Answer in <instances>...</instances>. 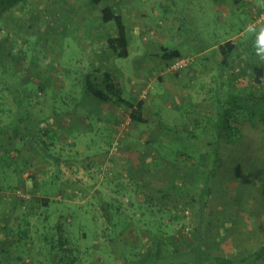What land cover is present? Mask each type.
<instances>
[{"label": "rangeland", "instance_id": "374dc122", "mask_svg": "<svg viewBox=\"0 0 264 264\" xmlns=\"http://www.w3.org/2000/svg\"><path fill=\"white\" fill-rule=\"evenodd\" d=\"M104 6L123 17L126 58L106 47ZM1 16L0 189L50 202L22 209L1 196L0 264H121L159 237L189 244L194 231L214 254L236 256L264 241V77L255 84L252 71L264 69L256 54L264 0H28ZM226 41L235 50L223 67L216 49ZM175 51L190 59L177 86L190 104L176 105L157 75L164 52ZM197 55L207 64L195 65ZM103 71L125 98L143 101L145 122L83 91L85 74L100 81ZM218 95L240 98L252 114L205 175ZM204 183L210 194L200 208ZM3 208L14 215L3 217Z\"/></svg>", "mask_w": 264, "mask_h": 264}, {"label": "trees", "instance_id": "16d2710c", "mask_svg": "<svg viewBox=\"0 0 264 264\" xmlns=\"http://www.w3.org/2000/svg\"><path fill=\"white\" fill-rule=\"evenodd\" d=\"M90 1L95 5L100 0ZM27 3L28 0H0V19L2 18V13H4L6 9L11 10V8L17 4L23 7L26 6ZM100 20L102 23L112 27V33L108 35L105 42L108 51L113 57L126 58L129 54L128 31L122 15L111 6H104L100 10ZM234 50L235 46L231 41H226L217 46L216 53L221 58L220 63L223 67H228L230 65ZM162 51H164L163 48ZM177 57L176 51L174 54H171V52H164L163 56L164 59L171 60L170 63L177 59ZM252 71L254 75L253 82L255 84H261L264 77L263 67L261 65H254ZM39 89H42V87L39 86ZM82 89L100 102L125 107L130 111L129 116L132 122L146 121L142 116L143 101L125 98L123 89L119 86L117 80L110 72L103 71L100 81L96 80L91 73H86L84 82L82 83ZM251 114L252 112L244 110L240 98L229 95L224 99L218 95L215 115L212 120L209 121L211 124H209V133L214 139V141L210 143L213 153V167L210 168L205 175H210V173L215 172L214 169L216 167L220 166L222 159L220 158L219 152L223 144H231L242 137L241 129L244 120L251 118ZM259 117L264 123V113L261 112ZM12 191L15 192V190ZM0 192V201H2L1 196H3L5 192L1 189ZM207 194H210V186L204 183L203 188H201L199 192V199L197 200L200 203V208H203L205 200L209 197ZM34 200H40L44 205L50 202L47 198L40 199L34 196V198L30 197L27 201H19L18 207L25 209L29 207ZM170 221H172V219H170ZM165 225L168 226L166 223ZM192 234V239L189 240V244H185L184 246L178 242L176 244L171 242L174 246H166V242L163 238L159 237L160 239H158L157 244L155 243L151 249L133 258H124L121 264H264V241L257 246L242 249L236 256H230L212 253L208 247L205 246L199 234L195 233V231L192 232ZM5 235L12 237V239H17L18 242H21L23 238L26 242L28 240V234L21 235V233H14L13 230H8ZM172 237V235H169V240ZM162 245L166 248L165 251L161 249ZM53 248L54 246L51 245V250Z\"/></svg>", "mask_w": 264, "mask_h": 264}, {"label": "crops", "instance_id": "0c3cea01", "mask_svg": "<svg viewBox=\"0 0 264 264\" xmlns=\"http://www.w3.org/2000/svg\"><path fill=\"white\" fill-rule=\"evenodd\" d=\"M227 1H230V2H232L233 0H227ZM230 7V6H229ZM229 7H227V9L229 8ZM127 37H128V44H129V46H130V41H129V35H128V32H127ZM128 46V51H129V54H130V47ZM134 47L135 48H137V46H136V44L134 45ZM207 51H208V49H207ZM161 52H163V51H161ZM110 53V52H109ZM206 53V52H205ZM204 53V54H205ZM128 54V55H129ZM201 55H203V53L201 54ZM201 55H197V56H194L195 58V62H194V64L196 65H198V63H200V61H202V63L203 64H207V58L206 57H201ZM158 56V58L160 59V55L158 54L157 55ZM163 60H164V58H162L161 59V62L162 63H160V66H159V73L157 74L159 77H163V81H164V83H166L163 87H165V88H168L169 87V91L171 92V96L173 97V100H174V102H176V105H181V104H183V103H191L190 101H189V99H187L186 101L185 100H183V97H184V95L185 94H187V92L185 91V92H181V89H182V86L180 87V89L178 90V84H180V83H184L185 82V80H186V78L184 77L183 78V73L182 72H178V71H176V72H172V73H174V75L173 74H170V73H168L167 71H163V69H160V67H162V68H165V67H167L168 66V64L170 63V61L169 60H167V59H165V60H167L166 61V63L165 62H163ZM156 70V69H155ZM181 71V70H180ZM160 79H162V78H160ZM185 79V80H184ZM185 93V94H184ZM200 103V102H199ZM4 192V191H3ZM5 193H9V192H5ZM1 205H4L3 204V201H0V206ZM7 205V204H6ZM7 206H10V205H7ZM17 207H18V205H17ZM19 208V207H18ZM2 211H6V213L5 212H2ZM1 211V213H3V217H5V216H7V215H14V210H10V208H7V210H4V208H3V210ZM8 213V214H7ZM5 215V216H4ZM9 238H11V237H9ZM13 240H15V238H13ZM17 240V239H16ZM13 243H15V241H12L11 243H9L8 244V248H12L13 249ZM12 244V245H11ZM7 247V246H6ZM7 248V249H8ZM5 250V248L3 249H1V251L3 252Z\"/></svg>", "mask_w": 264, "mask_h": 264}, {"label": "built area", "instance_id": "2783aa9c", "mask_svg": "<svg viewBox=\"0 0 264 264\" xmlns=\"http://www.w3.org/2000/svg\"><path fill=\"white\" fill-rule=\"evenodd\" d=\"M189 64H190L189 58H177L168 65L167 70L169 72H176L188 67ZM116 143L117 142H115V144ZM3 196L7 197L8 199L10 197L12 198L16 197L19 201H27L30 199V195L24 194L23 191L21 190H16L15 192L12 193H4Z\"/></svg>", "mask_w": 264, "mask_h": 264}, {"label": "clouds", "instance_id": "9594fccd", "mask_svg": "<svg viewBox=\"0 0 264 264\" xmlns=\"http://www.w3.org/2000/svg\"><path fill=\"white\" fill-rule=\"evenodd\" d=\"M251 30H252V27L249 26L248 31H251ZM258 43H260L261 47L259 49H257L256 54L261 59H264V31H262L261 33H259Z\"/></svg>", "mask_w": 264, "mask_h": 264}]
</instances>
